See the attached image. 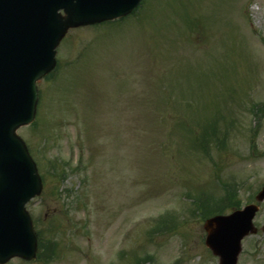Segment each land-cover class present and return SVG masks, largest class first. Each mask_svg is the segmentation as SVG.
I'll return each mask as SVG.
<instances>
[{
  "label": "rangeland",
  "instance_id": "374dc122",
  "mask_svg": "<svg viewBox=\"0 0 264 264\" xmlns=\"http://www.w3.org/2000/svg\"><path fill=\"white\" fill-rule=\"evenodd\" d=\"M65 34L36 126L16 131L49 178L26 210L50 258L4 264H216L190 210L264 184V0H143ZM258 233L242 247L264 264Z\"/></svg>",
  "mask_w": 264,
  "mask_h": 264
},
{
  "label": "water",
  "instance_id": "95a60500",
  "mask_svg": "<svg viewBox=\"0 0 264 264\" xmlns=\"http://www.w3.org/2000/svg\"><path fill=\"white\" fill-rule=\"evenodd\" d=\"M140 0H0V263L31 259L35 237L24 205L41 190L36 167L14 130L33 120L35 81L54 65V48L69 27L121 17ZM62 9L65 18L58 10ZM264 199V188L256 201ZM258 208L248 205L204 223L220 264H235L241 239L254 233Z\"/></svg>",
  "mask_w": 264,
  "mask_h": 264
},
{
  "label": "trees",
  "instance_id": "16d2710c",
  "mask_svg": "<svg viewBox=\"0 0 264 264\" xmlns=\"http://www.w3.org/2000/svg\"><path fill=\"white\" fill-rule=\"evenodd\" d=\"M196 135H197L196 131H193V136H196ZM197 138L198 137H195V139H194L195 142L198 140ZM54 172H55V175H57L59 178H62L65 176V169L64 168H61L60 171L57 170V172L54 169ZM226 199L228 201V204H224L223 206H219V205L215 204V205L211 206V209H209L208 205H205L204 207L201 206V208L200 207L195 208L196 209L195 211H198L204 217H206L211 212L213 213L215 211L218 213H222L223 209H227V207H229V205L231 203V196L230 195H227ZM231 206L237 208L238 203H231Z\"/></svg>",
  "mask_w": 264,
  "mask_h": 264
},
{
  "label": "flooded vegetation",
  "instance_id": "af4514ba",
  "mask_svg": "<svg viewBox=\"0 0 264 264\" xmlns=\"http://www.w3.org/2000/svg\"><path fill=\"white\" fill-rule=\"evenodd\" d=\"M262 233H263L262 237H264V231ZM262 240H264V239H262ZM263 247H264V245H263ZM263 253H264V250H263ZM259 254H260V250L258 249V246H254V245L250 246V249L246 250V251L244 249H242L240 254L238 255L237 264L240 263L242 256L247 259V262L249 264H257V263H259L257 261ZM212 257H213V259H215L216 264H218V258H216L214 256H212ZM263 257H264V254H263Z\"/></svg>",
  "mask_w": 264,
  "mask_h": 264
}]
</instances>
